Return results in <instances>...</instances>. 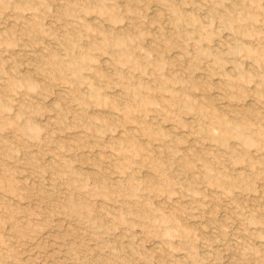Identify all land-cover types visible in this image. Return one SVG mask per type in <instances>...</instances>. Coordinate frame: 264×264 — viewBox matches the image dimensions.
Masks as SVG:
<instances>
[{"label": "rangeland", "instance_id": "374dc122", "mask_svg": "<svg viewBox=\"0 0 264 264\" xmlns=\"http://www.w3.org/2000/svg\"><path fill=\"white\" fill-rule=\"evenodd\" d=\"M263 147L264 0H0V264H264Z\"/></svg>", "mask_w": 264, "mask_h": 264}, {"label": "bare ground", "instance_id": "6f19581e", "mask_svg": "<svg viewBox=\"0 0 264 264\" xmlns=\"http://www.w3.org/2000/svg\"><path fill=\"white\" fill-rule=\"evenodd\" d=\"M173 1H174V0H173ZM242 1H243V0H242ZM166 2H167V1H166ZM240 2H241V1H240ZM171 3H172V1H171ZM221 3H222V2H221ZM242 3H244V2H242ZM242 3H241V4H242ZM163 4H164V2H163ZM157 7H158V6H157ZM244 7H245V6H244ZM234 8H235V7H234ZM230 9H231V7H230ZM244 9H246V8H244ZM101 10H102V9H101ZM231 10H232V9H231ZM231 10H230V11H231ZM155 11H156V10H155ZM230 11H228V12L230 13ZM232 11L234 12V10H232ZM225 12H226V11H225ZM240 12H241V11H240ZM240 12H239V14L241 15ZM231 13H232V12H231ZM235 13H236V12H235ZM243 13H244V11H243ZM169 14H171V13H169ZM183 14H184V13H183ZM228 16H229V14H228ZM231 16H232V15H231ZM173 17H175V16H173ZM229 17H230V16H229ZM229 17H228V18H229ZM221 18H222V17H221ZM172 19H176V17H175V18H172ZM224 19H225V18H224ZM232 19H233V18H232ZM226 20H227V19H226ZM234 20H235V19H234ZM223 21H224V20H223ZM227 22H228V20H227ZM227 22H226V23H227ZM230 22H232V21L230 20ZM230 22H229V24H230ZM173 23H174V22H173ZM182 23H183V22H182ZM186 24H187V23H186ZM223 24H224V23H223ZM226 27H227V26H226ZM228 28H229V27H228ZM230 28H231V27H230ZM230 28H229V29H230ZM233 28H235V27L233 26ZM232 30H233V29H232ZM234 30H238V29H234ZM191 31H192V30H191ZM135 32H136V31H135ZM240 32H241V31H240ZM240 32H239V35H241ZM136 33H137V32H136ZM176 33H177V32H176ZM237 33H238V32H237ZM123 34H124V33H123ZM245 34H246V33H245ZM242 35H243V34H242ZM242 35H241V36H242ZM247 35H249V34H247ZM132 36H133V35H132ZM195 36H196V35H195ZM118 38H119V36H118ZM122 38H123V37H122ZM122 38H121V39H122ZM238 38H239V36H238ZM196 39H197V38H196ZM117 40H118V39H117ZM121 41H122V40H121ZM207 41H208V40H206V43H207ZM118 42H119V41H118ZM118 42H117V43H118ZM124 42H125V41H124ZM122 43H123V42H122ZM237 43H238V42H237ZM118 44H119V43H118ZM206 45H207V44H206ZM233 45H234V44H233ZM105 48H106V47H105ZM150 48L152 49V47H150ZM200 48H201V47H200ZM106 49H107V48H106ZM201 49H202V48H201ZM208 49H209V48H208ZM233 49H234V48H233ZM196 50H197V47H196ZM249 51H250V50H249ZM120 52H121V51H120ZM123 52L125 53V51H123ZM123 52H122V53H123ZM209 52H210V51H209ZM118 53H119V52H117V54H118ZM215 53H216V52H215ZM215 53H214V54H215ZM197 55H198V54H197ZM119 56H120V55H119ZM211 56H212V55H211ZM117 57H118V56H117ZM122 57H124V55H122ZM129 57H130V56H129ZM129 57H126V58H129ZM212 57H213V56H212ZM120 58H121V57H120ZM117 59H118V58H117ZM121 59H122V58H121ZM119 60H120V59H119ZM122 60H123V59H122ZM124 60H127V59H124ZM160 60H161V57H160ZM120 61H121V60H120ZM127 61H128V60H127ZM127 61H126V62H127ZM129 61H130V60H129ZM133 61H134V60H133ZM136 61H137V60H136ZM148 61H149V60H148ZM219 61H220V60H219ZM151 62H152V61H151ZM107 63H108V62H107ZM134 63H135V62H134ZM140 63H141V62H140ZM144 63H145V62H144ZM147 63H148V62H147ZM123 64H124V63H123ZM160 83H161V82H160ZM226 83H227V81L225 82V84H226ZM222 84H223V83H222ZM222 84H221V85H222ZM227 84H228V83H227ZM133 85H134V84H133ZM228 85H229V84H228ZM151 88H152V87H151ZM148 89H149V88H148ZM223 89H224V88H223ZM143 90H144V89H143ZM225 90H227V89H225ZM133 92H134V91H133ZM214 93H215V92H214ZM190 94H191V93H190ZM132 96H133V95H132ZM190 96H191V95H190ZM173 97H174V96H173ZM176 97H177V96H176ZM186 97H187V96H186ZM174 98H175V97H174ZM188 99H189V98H188ZM191 99H192V98H191ZM193 99H194V98H193ZM188 104H189V103H188ZM201 104H202V103H201ZM190 105H191V104H190ZM196 105H197V104H196ZM228 105H229V104H228ZM203 106L206 107L205 105H203ZM192 107H193V106H192ZM209 107H210V106H209ZM190 108H191V107H190ZM194 109H195V108H194ZM194 109H193V110H194ZM107 111H108V110H107ZM202 111H203V109H202ZM200 112H201V111H200ZM200 112H199V113H200ZM245 114H246V113H245ZM249 116H252V115H249ZM230 117H231V116H230ZM234 120H235V119H234ZM212 137H213V136H212ZM259 137H260V136H259ZM192 138H193V137H192ZM263 148H264V147H263ZM203 161H204V160H203ZM205 161H206V160H205ZM205 161H204V162H205ZM249 161H250V160H249ZM208 163H209V162H208ZM203 164H204V163H203ZM204 166H205V165H204ZM206 167H207V166H206ZM199 177H200V176H199ZM195 178H196V176H195ZM201 180H202V179H201ZM218 181H219V179H218ZM208 184H209V183H208ZM217 184H219V183H217ZM119 185H120V184H119ZM229 185H230V184H229ZM229 185H228V186H229ZM231 185H232V184H231ZM120 186H121V185H120ZM122 187H123V186H122ZM229 187H230V186H229ZM229 189H230V188H229ZM261 189H262V188H261ZM263 189H264V188H263ZM196 190H197V189H196ZM196 190H195V191H196ZM226 194H227V193H226ZM232 195H233V194H232ZM263 196H264V195H263ZM238 200H239V199H238ZM240 205H241V204H240ZM253 222H254V220H253ZM186 228H187V227H186ZM260 234H261V233H260ZM159 245H160V244H159ZM160 247H161V246H160ZM159 250H160V249H159Z\"/></svg>", "mask_w": 264, "mask_h": 264}]
</instances>
